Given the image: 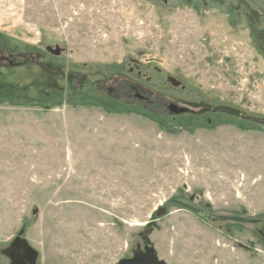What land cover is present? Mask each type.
Returning <instances> with one entry per match:
<instances>
[{
    "label": "rangeland",
    "instance_id": "rangeland-1",
    "mask_svg": "<svg viewBox=\"0 0 264 264\" xmlns=\"http://www.w3.org/2000/svg\"><path fill=\"white\" fill-rule=\"evenodd\" d=\"M147 247L264 264V0H0V264Z\"/></svg>",
    "mask_w": 264,
    "mask_h": 264
},
{
    "label": "water",
    "instance_id": "water-1",
    "mask_svg": "<svg viewBox=\"0 0 264 264\" xmlns=\"http://www.w3.org/2000/svg\"><path fill=\"white\" fill-rule=\"evenodd\" d=\"M173 110L177 113L186 112L185 109H178L173 107ZM164 209L161 208L158 211V215L163 213ZM118 264H165V262L161 261L155 253L153 248L147 247L145 250V254H142L139 257L130 260H122Z\"/></svg>",
    "mask_w": 264,
    "mask_h": 264
},
{
    "label": "trees",
    "instance_id": "trees-1",
    "mask_svg": "<svg viewBox=\"0 0 264 264\" xmlns=\"http://www.w3.org/2000/svg\"><path fill=\"white\" fill-rule=\"evenodd\" d=\"M4 61H7L9 64H11V62L9 60H7V59H4Z\"/></svg>",
    "mask_w": 264,
    "mask_h": 264
},
{
    "label": "flooded vegetation",
    "instance_id": "flooded-vegetation-1",
    "mask_svg": "<svg viewBox=\"0 0 264 264\" xmlns=\"http://www.w3.org/2000/svg\"><path fill=\"white\" fill-rule=\"evenodd\" d=\"M185 111H186V109H185ZM187 112V111H186ZM184 113V112H183Z\"/></svg>",
    "mask_w": 264,
    "mask_h": 264
}]
</instances>
